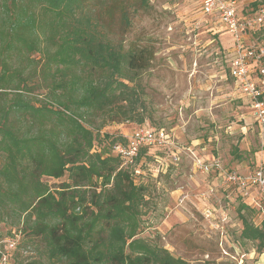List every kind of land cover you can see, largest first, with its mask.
<instances>
[{
	"label": "trees",
	"instance_id": "trees-1",
	"mask_svg": "<svg viewBox=\"0 0 264 264\" xmlns=\"http://www.w3.org/2000/svg\"><path fill=\"white\" fill-rule=\"evenodd\" d=\"M131 7L149 3L0 0V216L32 218L28 232L41 235L61 264H189L134 238L144 187L114 149L127 137L100 131L109 142L96 149L90 127L95 117L121 124L139 108L134 79L150 51L125 49L106 31L116 15L126 31ZM34 90L45 100L33 101ZM143 119L133 126L147 124ZM66 172L68 181L54 188L41 180ZM238 216L241 237L257 240L264 252V205L241 203Z\"/></svg>",
	"mask_w": 264,
	"mask_h": 264
},
{
	"label": "rangeland",
	"instance_id": "rangeland-1",
	"mask_svg": "<svg viewBox=\"0 0 264 264\" xmlns=\"http://www.w3.org/2000/svg\"><path fill=\"white\" fill-rule=\"evenodd\" d=\"M148 3V8L137 12L129 8L131 25L126 31H121L117 15L106 28L115 42L123 41L125 49L135 44L136 49L150 51L146 67L134 79L139 108L133 119L121 124L101 117L90 120L96 149L109 142L100 131L128 133L139 117L145 126L163 127L175 142L190 149L174 163L163 149L151 147L142 150L132 165L122 166L144 187L134 219V238L189 264H261L264 256L258 252V242L241 237L238 216L241 203L249 206L257 200L254 190L242 195L192 166V157L219 159L226 169L241 173L264 164V126L255 120L229 75L227 39L221 27L201 16L199 0ZM240 5L243 14H252L264 0H240ZM249 36L251 41L264 43V24ZM34 56L39 58V54ZM42 92L34 90L33 101H44ZM41 180L54 188L68 181V173ZM242 212L253 224L260 220L255 213ZM31 224L32 218L24 213L9 211L0 216V239L11 237L16 242L11 262L61 264L50 256L41 235L28 232ZM19 230L21 234H16Z\"/></svg>",
	"mask_w": 264,
	"mask_h": 264
},
{
	"label": "built area",
	"instance_id": "built-area-1",
	"mask_svg": "<svg viewBox=\"0 0 264 264\" xmlns=\"http://www.w3.org/2000/svg\"><path fill=\"white\" fill-rule=\"evenodd\" d=\"M198 8L201 16L211 17L229 34L232 41L229 75L248 101L255 120L264 126V43L251 41L249 36L264 24V5L258 6L252 14L241 12L240 0H199ZM123 134L127 143L114 147L123 165H132L143 147L163 149L174 163L179 161L182 153L190 152V149L175 142L164 128L143 124ZM191 159L195 171L205 175L211 173L222 185H231L242 195L247 196L248 190L253 189L257 200H253L252 205H264V164H259L251 172L241 173L226 169L219 159ZM134 173L140 174L139 169H134ZM15 245L14 238L0 239V264H12L10 252ZM261 254L264 256V252ZM261 264H264V259Z\"/></svg>",
	"mask_w": 264,
	"mask_h": 264
},
{
	"label": "crops",
	"instance_id": "crops-1",
	"mask_svg": "<svg viewBox=\"0 0 264 264\" xmlns=\"http://www.w3.org/2000/svg\"><path fill=\"white\" fill-rule=\"evenodd\" d=\"M200 13V12H199ZM201 14V13H200ZM203 18L205 19V20H211V24H213L214 26H219V27H221L220 25H218L217 23L215 24L214 23V21H213V19L211 18V17H208V16H203ZM213 26V27H214ZM220 32H222V35L224 36V37H226V39H227V42H228V45H227V47H226V55H227V57L228 58H230L231 59V57H232V53H231V48H232V41H231V38H230V36H229V34L227 33V31L223 28V27H221L220 28ZM230 59L228 60V62H230ZM231 77V76H230Z\"/></svg>",
	"mask_w": 264,
	"mask_h": 264
}]
</instances>
